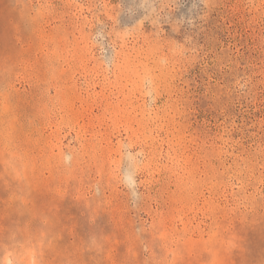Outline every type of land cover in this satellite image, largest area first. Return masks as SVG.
Here are the masks:
<instances>
[{
  "label": "rangeland",
  "instance_id": "1",
  "mask_svg": "<svg viewBox=\"0 0 264 264\" xmlns=\"http://www.w3.org/2000/svg\"><path fill=\"white\" fill-rule=\"evenodd\" d=\"M0 264H264V0H0Z\"/></svg>",
  "mask_w": 264,
  "mask_h": 264
}]
</instances>
